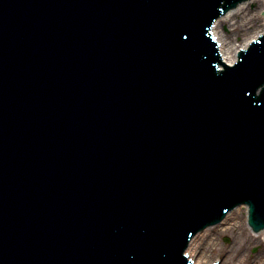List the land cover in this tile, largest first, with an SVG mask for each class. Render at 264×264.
Wrapping results in <instances>:
<instances>
[{"label":"water","instance_id":"water-1","mask_svg":"<svg viewBox=\"0 0 264 264\" xmlns=\"http://www.w3.org/2000/svg\"><path fill=\"white\" fill-rule=\"evenodd\" d=\"M219 2L0 0V264H188L243 200L264 226V36L218 71ZM263 31L264 0L212 28L227 64ZM250 231L186 252L264 264Z\"/></svg>","mask_w":264,"mask_h":264}]
</instances>
